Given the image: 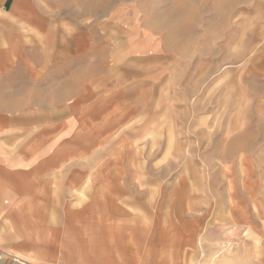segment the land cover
<instances>
[{
  "label": "rangeland",
  "instance_id": "374dc122",
  "mask_svg": "<svg viewBox=\"0 0 264 264\" xmlns=\"http://www.w3.org/2000/svg\"><path fill=\"white\" fill-rule=\"evenodd\" d=\"M19 2L22 24L0 5V256L46 257L100 191L199 223L200 261L264 264V0Z\"/></svg>",
  "mask_w": 264,
  "mask_h": 264
},
{
  "label": "crops",
  "instance_id": "0c3cea01",
  "mask_svg": "<svg viewBox=\"0 0 264 264\" xmlns=\"http://www.w3.org/2000/svg\"><path fill=\"white\" fill-rule=\"evenodd\" d=\"M19 1L0 0V5L4 12L10 11L13 13L9 14L10 16H5V19L10 17L13 22L22 24L27 18L22 14V6H20L19 14ZM26 5L23 2V6ZM2 18L4 17L2 16ZM21 28H23V25L19 29ZM2 29L0 28V30ZM17 33L16 39L21 38L17 39L21 47L20 43H22L23 35L20 32ZM6 42V32L0 31V46L7 47ZM95 194L96 202L94 206L81 207L77 217L69 218V222L76 231H73L70 226V233L66 230L63 234H60L57 233L54 227L49 226L50 238L48 239L46 257L36 256L35 254L30 255L23 251L7 250L1 251L3 256H0V264H21L20 262L25 264L215 263L209 257L200 261L197 245L201 230L199 223L178 221L177 218H173L169 223L166 221L142 222L140 218L135 216L136 214L128 213V210H123L124 208L109 205L101 200L99 197L100 191H96ZM8 196L18 197L17 193L14 195L7 190L5 192L0 191V198ZM50 220L51 218H49ZM20 223L19 225L16 221L14 222L15 225L22 227L23 216L20 218ZM5 230L7 228L1 224L0 231ZM20 236L22 237H19L20 242L36 247L31 242L30 244L25 241L23 234ZM38 241L40 240L38 239Z\"/></svg>",
  "mask_w": 264,
  "mask_h": 264
}]
</instances>
